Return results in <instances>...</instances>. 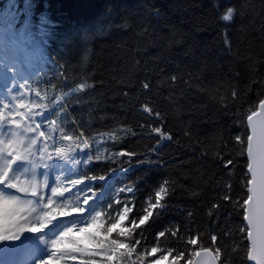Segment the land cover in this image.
I'll return each instance as SVG.
<instances>
[{
  "label": "trees",
  "instance_id": "16d2710c",
  "mask_svg": "<svg viewBox=\"0 0 264 264\" xmlns=\"http://www.w3.org/2000/svg\"><path fill=\"white\" fill-rule=\"evenodd\" d=\"M2 16L9 49L20 46L32 72L21 83L50 151L57 141L72 150L54 157L99 197L103 220L115 224L129 204L131 227L161 185L169 190L149 224L113 238L140 240L138 252L158 246L146 264L169 251L185 264L203 248L219 249V264H248L240 202L249 176L235 137L246 141L247 117L264 100V0H0ZM129 150L136 156L118 155Z\"/></svg>",
  "mask_w": 264,
  "mask_h": 264
},
{
  "label": "snow or ice",
  "instance_id": "6c2138e0",
  "mask_svg": "<svg viewBox=\"0 0 264 264\" xmlns=\"http://www.w3.org/2000/svg\"><path fill=\"white\" fill-rule=\"evenodd\" d=\"M235 15V9L229 6L221 19L225 22H231ZM87 59V57H85ZM175 79V77H173ZM23 88L24 86L21 85ZM79 89L92 87L86 83H80ZM144 89L149 88L148 83L143 84ZM10 106L4 104L0 107V123L7 121L12 129H21V122L24 123L22 131L13 130L10 133L9 139L0 138V155H6L7 160L0 163V185L6 184L8 188L15 190L16 195H6L0 191V242L16 241L20 234L25 231L37 232L44 229L49 223L57 217L69 216L73 213H83L85 207L89 203L91 197L83 200V207L74 206L72 200H68L63 204L56 202V197H63L66 193L73 189L65 185L53 187L51 189V198L41 197L47 202L43 205L44 211L38 217V223H29L32 214L36 211L33 206L32 199L22 197H37L42 188L46 187V181L43 185L38 184L35 179L29 180L27 183H21L20 178L10 179V172L12 166L17 161H36L39 159H51L53 154L48 153L47 140L37 148L38 139L45 138L46 133L39 131L38 137L27 138L26 133L36 132L40 128V124L35 127L28 121L32 117V107L25 104L23 100L19 103L18 108L11 111ZM19 109H26V111H19ZM259 112H253L247 117L248 128L250 131L246 133V141L241 135H236L235 139L239 142L246 152L247 167L246 171L249 178L246 180L247 196L240 202L243 209L242 219L246 221V225L240 231L247 236L248 253L247 259L255 261L256 264H264V100L259 103ZM145 112L151 113L152 110L147 106L143 109ZM159 116V113H156ZM153 132L159 133L162 139H171V136H166L161 132L159 127L153 128ZM65 140L79 141V137L73 140L72 136L65 135ZM82 144V148L79 145ZM79 150L89 148L87 140L79 141L77 145ZM37 151L39 158H37ZM72 152L71 149L65 147H55L54 156L67 157ZM120 157H135L136 153L121 151L118 153ZM93 159V157H90ZM101 160L100 156L96 157ZM228 163H232L229 161ZM96 179V177H91ZM103 177H100L102 179ZM59 179V178H58ZM74 185L79 186L83 180H74ZM167 183V182H165ZM122 191L131 192L132 189H122ZM169 190L161 185L159 190L155 192V200L149 205V209L144 210V215L140 217L139 223H133L131 227L127 226L130 220V213L134 208L129 204H124L120 213V219L115 224H107L103 220V213H97L91 219V222L86 227L69 228L64 231L57 239L52 241V254L42 264H69V261H77L78 264H146L145 257L160 252L158 246L151 247L150 251L138 252L137 245L141 243L140 240H134L130 243H125L122 239L113 238V234L123 238H131L136 229H140L150 223L154 215V210L163 211L167 206L163 203L168 195ZM23 194V195H20ZM95 195V193H93ZM227 199V197H225ZM117 204H121L118 199ZM191 215V213H189ZM178 233L171 232L172 236ZM165 231H160L158 237H164ZM215 241V235L212 236ZM190 244L196 245L197 240L191 239ZM135 254V259H133ZM169 255L160 254L159 259L151 261V264H162V262H169ZM183 252L175 254V258L170 264H180L181 258L184 257ZM220 258V250L215 252L211 248H203L199 251H194L191 257L187 258V264H216Z\"/></svg>",
  "mask_w": 264,
  "mask_h": 264
},
{
  "label": "rangeland",
  "instance_id": "374dc122",
  "mask_svg": "<svg viewBox=\"0 0 264 264\" xmlns=\"http://www.w3.org/2000/svg\"><path fill=\"white\" fill-rule=\"evenodd\" d=\"M6 44L7 38L2 25L0 24V87L4 91L0 92V107H3L4 104H8L10 106L8 110L11 111L14 108H18L21 100H23L25 104L31 105L32 99L30 94L23 90L17 79L20 77L23 80L27 79L32 75V72L23 66L20 53H18L19 51L9 52ZM15 74H18V77ZM19 111H26V109H19ZM38 118L39 117L32 110V117L30 118L32 120L28 122L35 127L36 124H40ZM23 127L24 123L21 122V129L5 130L1 138L9 139L10 133L13 130L19 132L23 130ZM39 131H42L41 124L40 128L36 129V132L26 133L25 136L27 138H36L38 137ZM45 140H47L46 137L38 139L37 148H39ZM47 143L49 145L48 140ZM55 145L57 147H65L62 145L61 141H57ZM66 148L69 149V147ZM48 153L53 154L49 147ZM37 158H39L38 151ZM25 162L28 163L31 168H38L39 173L28 174L22 167L15 163L10 172V179L18 177L20 178L21 183H27L29 180L35 179L37 183L41 185H43L45 181L47 182L46 187L42 188L40 194L37 196V200L33 197H22L32 199L33 206L36 208V211L32 214L29 223L36 224L39 222L38 217L47 210L43 207L47 200L42 199L41 197L51 198V189L53 187L65 185L73 189L71 192L66 193L63 197H56L55 199L58 204H61L67 199L75 198L76 201L73 202L74 206L83 207V200L87 197L91 198L89 199V203L84 206L85 211L83 213H73L69 216L57 217L40 231H25L20 234L19 239L16 241L0 242V263L2 264H42V262L52 254L51 244L53 240L57 239L69 228L75 227L78 229L86 227L97 213H102L97 205L99 200L98 197L92 194H85L81 191L80 185H74L72 183L74 180L71 179L73 174L66 173L62 170L54 155L51 159L43 160L44 164H42L39 159H36V161L30 160ZM0 191H3L6 195H15L6 192L1 187ZM174 258L175 257L169 256V262H167V264H170ZM79 259L80 258H77V261L75 262L69 261V264H78ZM162 264H165V262H162ZM180 264H182L181 260ZM185 264H187V262Z\"/></svg>",
  "mask_w": 264,
  "mask_h": 264
},
{
  "label": "bare ground",
  "instance_id": "6f19581e",
  "mask_svg": "<svg viewBox=\"0 0 264 264\" xmlns=\"http://www.w3.org/2000/svg\"><path fill=\"white\" fill-rule=\"evenodd\" d=\"M2 20H3V16L2 17H0V24L2 25ZM2 28H3V30H5V27L2 25ZM18 42H19V44H21V40L19 39L18 40ZM19 51L18 53H20V56H21V59H23V54H24V52H23V49L22 48H20V46H17L16 48H13L10 52H14V51ZM0 92H4L3 91V89L0 87ZM259 108V107H258ZM252 115V114H251ZM248 125V124H247ZM9 129H12L11 127H10V125L8 124V122L7 121H5V122H2V123H0V138L2 137V134H3V132L5 131V130H9ZM249 131V130H248ZM0 158H1V160H0V163H2L4 160H7V156L6 155H0ZM16 164L17 165H19L20 167H22L23 168V170L26 172V173H32V174H38L39 173V169L38 168H31V167H29V164L28 163H26L25 161H17L16 162ZM58 170V169H57ZM41 171V170H40ZM59 171V170H58ZM0 187L2 188V189H4L6 192H9V193H11V194H17V193H15V190H12V189H10V188H8L7 187V185L6 184H4V185H0ZM93 195V194H92ZM96 196V195H95ZM34 199H38L37 197H33ZM98 199H99V197H98ZM68 200H70V199H67V200H65L64 202H66V201H68ZM245 224V223H244ZM37 251H39V250H37ZM37 251H36V253H37ZM0 264H2V263H0Z\"/></svg>",
  "mask_w": 264,
  "mask_h": 264
},
{
  "label": "water",
  "instance_id": "95a60500",
  "mask_svg": "<svg viewBox=\"0 0 264 264\" xmlns=\"http://www.w3.org/2000/svg\"><path fill=\"white\" fill-rule=\"evenodd\" d=\"M259 111H260V109L258 108V110H257L256 112H259ZM247 124H248V121H247ZM248 130L250 131L249 128H248ZM244 223H245V225H246L247 222L244 221ZM247 242H248V241H247ZM216 264H219V263H218V260L216 261ZM248 264H256V262H255V261H249V260H248Z\"/></svg>",
  "mask_w": 264,
  "mask_h": 264
}]
</instances>
